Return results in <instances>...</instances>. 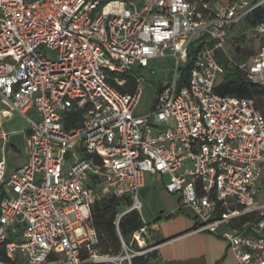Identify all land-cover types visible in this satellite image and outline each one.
Segmentation results:
<instances>
[{
  "label": "built area",
  "instance_id": "built-area-1",
  "mask_svg": "<svg viewBox=\"0 0 264 264\" xmlns=\"http://www.w3.org/2000/svg\"><path fill=\"white\" fill-rule=\"evenodd\" d=\"M260 8V48L236 61L229 32ZM220 50L264 86V0H0V248L10 258L0 264H132L125 245L101 252L93 206L129 196L119 227L141 212L147 173L192 208L196 230L229 243L237 264H264V111L216 90ZM171 57L174 74L139 113L150 60ZM14 111L30 123L28 160L10 169ZM248 212L262 217L233 225Z\"/></svg>",
  "mask_w": 264,
  "mask_h": 264
},
{
  "label": "rangeland",
  "instance_id": "rangeland-1",
  "mask_svg": "<svg viewBox=\"0 0 264 264\" xmlns=\"http://www.w3.org/2000/svg\"><path fill=\"white\" fill-rule=\"evenodd\" d=\"M213 1L221 3L223 0ZM248 21V17L245 18L232 29L228 35L226 49L230 56L236 61L246 60L248 57L255 54L261 45V36L254 31V28L250 26ZM199 45L200 42L196 41L193 48H197ZM218 55L221 57V60L227 61L231 65L226 58L227 56H225L221 50L218 51ZM174 65V57L150 60L149 66L143 73L145 79L143 81L141 101L137 109L139 113H145L152 108L157 96L158 86L170 80V77L174 74ZM151 69H155L156 73H152ZM223 74L224 72L219 75V81ZM5 126L10 133V142L7 144L6 155L10 169H13L25 162L26 129L30 127V123L23 115L14 111L11 115L6 117ZM12 143L20 147V150H15L12 147ZM146 181L147 185L139 191V197L142 201L141 213L146 220H152V218L158 213H161L162 210H166L176 203L178 204V202L175 194H168L166 190H164L163 183L159 180L157 175L147 173ZM259 188V196L264 199V179L259 183ZM230 207L236 208L237 205L232 203ZM121 243V248L123 249L125 245L127 249V252L124 254L128 255V258L131 257L133 259L137 251H142L149 256L150 262L158 263L156 257L153 255L154 250L151 249L152 243L149 233L146 234L143 232L139 240L135 237V232H133L129 238H121Z\"/></svg>",
  "mask_w": 264,
  "mask_h": 264
},
{
  "label": "trees",
  "instance_id": "trees-1",
  "mask_svg": "<svg viewBox=\"0 0 264 264\" xmlns=\"http://www.w3.org/2000/svg\"><path fill=\"white\" fill-rule=\"evenodd\" d=\"M225 3L233 0H223ZM262 9H256L248 15V23L254 28L256 22L261 17ZM255 31V30H254ZM261 39V38H260ZM194 45V43H193ZM190 50L188 62L184 66V73L188 75L195 59L197 48ZM220 63L224 66V74L216 86V90L221 94H237L254 97L264 111V86L250 80L246 73L238 66L230 65L227 61L221 60ZM134 81V80H133ZM132 199L129 196H116L109 194L97 201L93 206V219L100 237V250L102 253L118 252L121 248V236L125 239L129 238L133 232L140 231L144 227H148L139 210L133 209L124 214L119 222V227L116 225V218L122 210V205L131 204ZM222 210H225L224 208ZM261 215L248 212L240 216L238 220L233 222V225L243 226L249 221L261 218ZM156 257V250L153 251ZM0 259L8 261L6 251L0 248ZM132 264H160L152 263L149 256L140 254L133 257Z\"/></svg>",
  "mask_w": 264,
  "mask_h": 264
},
{
  "label": "crops",
  "instance_id": "crops-1",
  "mask_svg": "<svg viewBox=\"0 0 264 264\" xmlns=\"http://www.w3.org/2000/svg\"><path fill=\"white\" fill-rule=\"evenodd\" d=\"M210 2L214 6L220 3L213 0ZM12 147L17 151L20 150L16 144L12 143ZM0 148L1 157L3 155L2 142ZM6 148L7 145L5 154ZM25 154L26 162L28 160L27 145H25ZM146 185L147 181L142 188ZM166 192L174 194L167 190ZM175 195L178 204L162 210L152 220H146L142 214L143 219L149 223L148 233L151 243L156 245L157 261L160 264H237L229 243L211 232L196 230L198 220L195 212L189 206L181 205L180 196Z\"/></svg>",
  "mask_w": 264,
  "mask_h": 264
}]
</instances>
